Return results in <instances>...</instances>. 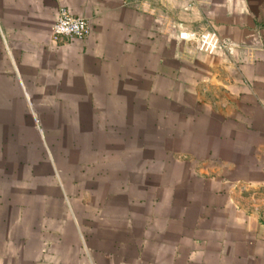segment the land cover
<instances>
[{
	"label": "crops",
	"instance_id": "1",
	"mask_svg": "<svg viewBox=\"0 0 264 264\" xmlns=\"http://www.w3.org/2000/svg\"><path fill=\"white\" fill-rule=\"evenodd\" d=\"M59 7L85 39L50 42ZM179 31L237 48L197 53ZM1 88L66 121L143 123L123 192L79 199L75 264H264V0H0Z\"/></svg>",
	"mask_w": 264,
	"mask_h": 264
},
{
	"label": "rangeland",
	"instance_id": "2",
	"mask_svg": "<svg viewBox=\"0 0 264 264\" xmlns=\"http://www.w3.org/2000/svg\"><path fill=\"white\" fill-rule=\"evenodd\" d=\"M217 55L228 58L209 56ZM9 93L0 89V102L9 103L0 105V264H75L87 240L74 231L79 199L86 196L92 209L110 183L123 192L125 166L140 167L143 123L104 107L85 116L104 120L66 121L47 107L18 105ZM176 126L190 129L189 122ZM181 142L188 146L189 138Z\"/></svg>",
	"mask_w": 264,
	"mask_h": 264
},
{
	"label": "built area",
	"instance_id": "3",
	"mask_svg": "<svg viewBox=\"0 0 264 264\" xmlns=\"http://www.w3.org/2000/svg\"><path fill=\"white\" fill-rule=\"evenodd\" d=\"M87 21L80 17L72 16L65 7H59L55 19L50 27V42L55 46L70 44L73 41L85 39L89 34ZM175 38L179 42L187 43L193 49L207 55L214 53H224L232 55L237 46L225 40H220L213 31H203L200 33L179 31ZM246 187L241 186L240 190ZM260 188L250 191V202L254 203L260 194Z\"/></svg>",
	"mask_w": 264,
	"mask_h": 264
}]
</instances>
